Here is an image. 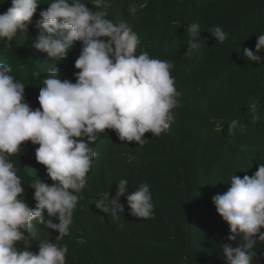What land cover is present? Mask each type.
I'll use <instances>...</instances> for the list:
<instances>
[{"label": "trees", "instance_id": "16d2710c", "mask_svg": "<svg viewBox=\"0 0 264 264\" xmlns=\"http://www.w3.org/2000/svg\"><path fill=\"white\" fill-rule=\"evenodd\" d=\"M40 2L27 33L0 41V62L10 64L12 74L24 83L26 102L33 109L39 108V87L57 63L33 47L39 13L51 0ZM82 2L95 10L91 0ZM106 4L108 19L126 21L138 34L137 54L147 51L172 62L179 105L169 129L159 137L146 133L149 141L143 146L120 141L112 130L99 134L90 145L98 155L79 194L69 235L57 240L59 233L34 221L38 232L31 251L37 252V245L48 240L67 245L66 264H226L221 245L228 242L229 226L217 214L212 198L228 190L233 174L251 176L256 163L264 162V64L243 57V49L255 51L257 36L264 34V0H106ZM132 4L137 7L135 15L128 11ZM10 6L11 0H0V14ZM193 22L200 25L203 42L186 57L191 39L186 29ZM216 26L227 34L224 42L212 36ZM80 49L75 43L56 64L62 78L73 83ZM257 55L264 57V52ZM34 71L39 77L32 75ZM252 103L255 113L249 108ZM233 121H238L237 127L229 132ZM37 147L27 142L21 145V154L10 157L32 208L34 189L29 184L38 176L52 183L35 159ZM121 179L128 180V194L141 183L149 185L154 219L129 215L126 196L120 198L125 210L119 218L95 207L104 193L115 196ZM44 216L47 219L46 211ZM256 250L253 264H264V241L257 242Z\"/></svg>", "mask_w": 264, "mask_h": 264}, {"label": "clouds", "instance_id": "9594fccd", "mask_svg": "<svg viewBox=\"0 0 264 264\" xmlns=\"http://www.w3.org/2000/svg\"><path fill=\"white\" fill-rule=\"evenodd\" d=\"M90 3L95 10L82 0H51L39 13V34L33 43L37 51L58 63L75 43L81 45L74 64L75 83L62 78L55 63L39 87V108L26 102V87L12 74V66L0 62V264H66L67 245L43 240L37 252L31 251L38 232L33 222L59 233L57 240L69 235L79 194L98 155L90 145L99 134L112 130L120 141L143 146L149 141L146 133L159 137L169 129L179 105L172 62L153 58L147 51L137 54L141 41L132 27L107 18L106 0ZM40 5V0H11L0 14V41L10 42L18 33H27ZM128 11L135 15L136 5ZM211 31L216 42L228 38L219 26ZM186 33L191 39L183 56L190 57L203 42L200 25L189 24ZM261 52L264 34L257 36L255 51L243 49V57L264 64V57L257 55ZM32 75L39 77L35 71ZM249 108L253 113L257 110L255 103ZM237 124L233 121L229 132ZM27 142L38 145L35 159L52 181L45 183L38 176L29 184L35 208L26 203L18 168L10 159L21 154V145ZM256 164L253 175L233 174L228 190L212 198L217 214L229 226L228 242L221 245L226 264H253L257 242L264 241V162ZM117 185L114 197L106 192L95 204L100 212L119 218L125 210L120 198L126 196L129 215L155 218L147 183L131 194L127 179Z\"/></svg>", "mask_w": 264, "mask_h": 264}]
</instances>
